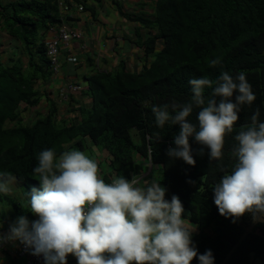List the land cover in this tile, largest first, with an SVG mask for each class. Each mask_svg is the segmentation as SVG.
<instances>
[{
  "label": "trees",
  "instance_id": "16d2710c",
  "mask_svg": "<svg viewBox=\"0 0 264 264\" xmlns=\"http://www.w3.org/2000/svg\"><path fill=\"white\" fill-rule=\"evenodd\" d=\"M59 3H0L3 30L19 43L15 47L21 55L17 59L13 54L6 63L0 59V176L16 177L14 183L22 190L18 196L0 193V230L9 229L21 215L37 219L20 205L28 199L26 193L41 187L33 173L39 152L54 149L58 157L73 148L96 146L109 154L100 172L106 182L113 174L129 180L140 174L159 181L167 189V200L174 194L180 198L184 217L196 228L192 240L198 254L211 250L214 264H264V222H253L250 214L233 222L219 214L213 200L214 185L236 162L230 155L237 143L234 136L251 122L256 108L259 122H264V0H157L153 18L135 16L155 33L141 46L146 60L141 69L132 72L122 62L114 71L96 70L83 92L92 99L91 106L81 108L73 119H59L60 108L50 98L45 112L32 111L43 97L38 81L52 76L45 39L52 26L63 23ZM216 58L221 65L212 67L209 62ZM222 71L233 77L243 71L256 96L251 106H242L233 133L225 138L222 159L210 161L207 149L198 155L201 146L194 137L190 145L195 166L169 158L166 150L175 146L179 126L167 122L158 127L152 106L187 103L190 79L214 80ZM210 93L205 88L206 100ZM199 110L193 108L189 122L198 123ZM168 111L174 114L171 107ZM28 112L31 118L25 119Z\"/></svg>",
  "mask_w": 264,
  "mask_h": 264
},
{
  "label": "clouds",
  "instance_id": "9594fccd",
  "mask_svg": "<svg viewBox=\"0 0 264 264\" xmlns=\"http://www.w3.org/2000/svg\"><path fill=\"white\" fill-rule=\"evenodd\" d=\"M209 63L216 67L221 60ZM52 76L57 78L53 72ZM188 83L192 91L189 102L151 108L158 127L167 122L179 126L175 146L166 154L195 166L190 145V137H194L201 146L198 155L203 156L207 149L210 161L220 160L225 138L233 133L242 106H251L256 100L252 86L243 71L235 77L222 71L214 80L202 76ZM80 88L70 94L82 92ZM205 88L211 89L207 100ZM194 107L200 109L197 124L188 120ZM259 117L256 108L251 122L234 136L237 143L230 155L236 162L213 187L219 214L233 222L249 214L253 222H264V122ZM37 159L33 173L41 187H33L20 205L37 219L18 216L6 234L0 232V247L19 242L31 255L42 256L44 264H67L69 255L77 264H191L194 259L199 264H214L211 250L198 254L192 240L196 228L184 217L180 198L174 194L167 200V189L159 181L149 182L140 174L130 180L113 174L111 182H106L98 161L75 148L58 157L54 149H45ZM152 168L149 163V171ZM15 180L10 174L0 176V193H11Z\"/></svg>",
  "mask_w": 264,
  "mask_h": 264
},
{
  "label": "crops",
  "instance_id": "0c3cea01",
  "mask_svg": "<svg viewBox=\"0 0 264 264\" xmlns=\"http://www.w3.org/2000/svg\"><path fill=\"white\" fill-rule=\"evenodd\" d=\"M18 0H0L7 4ZM29 1V0H28ZM42 0L40 2H46ZM157 0H60L64 5L59 6L60 16L64 24L70 29L79 30L81 38L71 41L69 46H64L61 51L62 69L58 78L47 76V79L38 81V89L41 91L42 100L37 106L45 110L48 108L49 99H52L60 110V118H76L79 110L89 108L92 99L83 95L87 89V77L96 70L114 71L123 62L126 67L137 72L141 69L145 60V51L141 47L147 42L151 29L136 21L135 16L153 18L155 3ZM39 2V1H38ZM70 7L66 10L65 7ZM78 6H84L83 11ZM132 16V17H131ZM3 19L0 18V59L5 63L19 51L16 45L19 43L14 37L3 30ZM49 32L47 33L48 36ZM46 36V37H47ZM20 52V51H19ZM76 57L75 64L67 61L69 57ZM68 68V69H67ZM62 80L64 82H59ZM70 84L80 85L82 92L72 95L73 99L60 100V92ZM72 102L71 105H69ZM62 111V112H61ZM71 112V114L69 113ZM24 115V114H23ZM31 113H25V119H30ZM104 152H100V154ZM19 242L4 244L11 246V256H15ZM4 254L0 253V257ZM0 264H17L0 261Z\"/></svg>",
  "mask_w": 264,
  "mask_h": 264
},
{
  "label": "built area",
  "instance_id": "2783aa9c",
  "mask_svg": "<svg viewBox=\"0 0 264 264\" xmlns=\"http://www.w3.org/2000/svg\"><path fill=\"white\" fill-rule=\"evenodd\" d=\"M61 6L64 5L60 2ZM66 10L70 7L66 6ZM79 11H83V6L78 7ZM49 34L45 39L46 55L49 61L50 70L53 72L54 77L60 76L62 69L61 51L64 46H69L71 41L82 37L79 30L70 29L66 24L61 23L52 26L49 29ZM70 63L76 62V57L72 56L67 59ZM80 86L69 85L63 88L59 94L61 101L68 98V94L79 91ZM111 182V181H110ZM0 232L7 233L8 230H0ZM15 256L18 258L26 259V264H44L43 257L33 256L29 251L25 250L24 246L18 244L17 249L14 251Z\"/></svg>",
  "mask_w": 264,
  "mask_h": 264
},
{
  "label": "rangeland",
  "instance_id": "374dc122",
  "mask_svg": "<svg viewBox=\"0 0 264 264\" xmlns=\"http://www.w3.org/2000/svg\"><path fill=\"white\" fill-rule=\"evenodd\" d=\"M34 1H42V0H34ZM16 53H17V59L21 56L20 55V52L19 51H16ZM24 61L25 62H27V58H24ZM68 69V68H67ZM29 71H30V69H29ZM58 78V77H57ZM59 82H64V81H62V80H59ZM35 110H45V108H42L41 109V107L40 108H38V109H36V108H34L32 111H35ZM62 112V111H61ZM27 120H25V122H26ZM11 125H13V124H11ZM100 149H98L96 146H92V147H89L88 149H86L85 151H83V152H85L87 155H89L90 157H92V158H94V159H96L97 161H98V163H99V165H100V170L102 171V166H105L106 167V165H107V160H106V158H107V156H108V154H107V152L106 151H104V158L102 159V157H103V153L102 154H100V151H99ZM150 167H151V165H150ZM155 173L156 174H158L159 173V170L157 169V168H155ZM101 174V173H100ZM160 176H158V178H159ZM148 181V180H147ZM150 182V181H149ZM11 188H12V191H11V194H13L14 196H18V195H20V193L22 192V190L21 189H18L17 187H16V185H15V183L13 182V184L11 185ZM5 230H8L7 228L5 229ZM0 253H3L4 255L2 256L4 259H3V261H6V262H10V263H14V262H16L17 264H26V259H16V258H14L13 256H11V246H7V245H5V246H2V247H0ZM67 264H77V261H76V259H75V257L74 256H71L69 259H67Z\"/></svg>",
  "mask_w": 264,
  "mask_h": 264
}]
</instances>
